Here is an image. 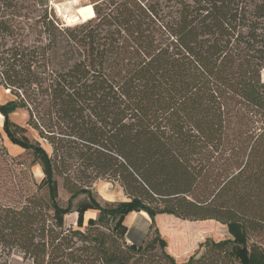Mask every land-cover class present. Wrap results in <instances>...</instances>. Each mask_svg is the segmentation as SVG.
Returning <instances> with one entry per match:
<instances>
[{
  "label": "trees",
  "instance_id": "obj_1",
  "mask_svg": "<svg viewBox=\"0 0 264 264\" xmlns=\"http://www.w3.org/2000/svg\"><path fill=\"white\" fill-rule=\"evenodd\" d=\"M77 19L60 22L48 0H0L3 130L16 142L8 115L24 109L50 147L33 146L47 175L90 200L75 228L40 184L19 207L0 203V252L32 264H235L233 241L209 237L176 261L151 231L167 214L238 225L264 263V0H97ZM97 180L126 200L98 202ZM132 211L151 221L138 246L124 238Z\"/></svg>",
  "mask_w": 264,
  "mask_h": 264
},
{
  "label": "rangeland",
  "instance_id": "obj_2",
  "mask_svg": "<svg viewBox=\"0 0 264 264\" xmlns=\"http://www.w3.org/2000/svg\"><path fill=\"white\" fill-rule=\"evenodd\" d=\"M48 1L53 7L54 14L60 22L73 25L82 22L76 20L71 23L73 17H76L77 9L81 10L84 17V11H88L91 3L97 0ZM10 99H12V96L7 90H4V88L0 86V103L3 104ZM13 114L16 115L12 117ZM8 120L17 127V129L13 128L12 130L17 140L16 142L11 141L5 134L2 127L4 122V117L2 116L0 118V203L6 206L19 207L26 196L37 191L36 184H40L38 193L42 194L45 199H53L62 210L69 207V210L61 215L62 224L64 227H67L71 225L70 223L73 220L74 222L72 225L75 228L79 209L90 202L88 193H80L70 198L69 194L62 186L61 179L57 176L47 175L44 169L45 162L40 157V153L33 149V146L38 144L48 154L50 153V147L44 140L37 136L35 131L26 126L27 114L24 109H15L10 112ZM17 142L27 147H22L17 144ZM99 181L103 180L94 182L90 192L98 202L103 204L104 201L97 194L101 186H94L95 183H100ZM117 197L118 195L116 194L112 195L113 199H117ZM153 228L154 229L151 230L152 232L156 229L167 241L166 250L174 256L175 260L178 262L186 261L191 255L198 257L203 252V248L200 247L201 243L205 238L209 237L214 240L227 239L233 241L235 251V258L233 260L235 264L241 263L239 257L240 250L243 252L246 264H264L259 248L253 243L254 241L245 240L242 237L238 225H220L213 221L201 223L163 217L161 221H155ZM182 231L184 234H188L183 237ZM152 232L150 236L153 234ZM193 236L194 238H197V236L201 237L199 241H195L194 239L192 246L190 242V251L182 255L183 252L181 248L183 244H185L186 239L189 240ZM181 258L183 259L179 260ZM0 264L32 263L18 251L13 250L9 254L0 252Z\"/></svg>",
  "mask_w": 264,
  "mask_h": 264
},
{
  "label": "crops",
  "instance_id": "obj_3",
  "mask_svg": "<svg viewBox=\"0 0 264 264\" xmlns=\"http://www.w3.org/2000/svg\"><path fill=\"white\" fill-rule=\"evenodd\" d=\"M99 182L100 183H98V184L95 183L94 186L95 187L98 185L101 186V189H99L100 191H98L97 194L99 195V197L103 201H124V200H126V197H125L121 187L116 182L107 181V180H103V181H99ZM113 194L118 195L117 199L112 198ZM97 214H98L97 210L87 209L84 212L83 224H86L88 219L96 218ZM163 217L164 218L169 217L172 219L175 218L172 215L157 214L155 216V221H157V222L161 221L163 219ZM185 221H187V220H185ZM73 222L74 221L72 220L70 223L71 225H69V226H73L72 225ZM196 222H199V221H196ZM123 224L126 226V232L124 234V238H125L126 242L129 244H134V245L138 246V245H141L146 240L147 235H148L149 230H150L151 221H150L149 216L145 212H143V211H132V212H129L124 217ZM200 237L201 236H197V238H194V236H193L189 240L186 239L185 244H183V246L181 248V250L183 252L182 255L188 253L190 251L189 247H191L194 243V239H195V241H199ZM190 242H191V246H189ZM182 259L183 258H181L179 260H182Z\"/></svg>",
  "mask_w": 264,
  "mask_h": 264
},
{
  "label": "water",
  "instance_id": "obj_4",
  "mask_svg": "<svg viewBox=\"0 0 264 264\" xmlns=\"http://www.w3.org/2000/svg\"><path fill=\"white\" fill-rule=\"evenodd\" d=\"M78 20V19H77ZM81 21V20H80ZM263 72H264V69L260 72V77H261V79L263 80V77H264V74H263ZM264 81V80H263Z\"/></svg>",
  "mask_w": 264,
  "mask_h": 264
},
{
  "label": "bare ground",
  "instance_id": "obj_5",
  "mask_svg": "<svg viewBox=\"0 0 264 264\" xmlns=\"http://www.w3.org/2000/svg\"><path fill=\"white\" fill-rule=\"evenodd\" d=\"M84 19V18H83ZM71 20V19H70ZM83 21V20H82ZM71 23H72V20H71ZM2 116L0 115V118H1ZM132 219V218H131ZM131 225V224H130Z\"/></svg>",
  "mask_w": 264,
  "mask_h": 264
}]
</instances>
